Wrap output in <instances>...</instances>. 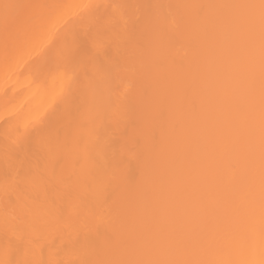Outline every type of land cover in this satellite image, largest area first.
<instances>
[{"label": "bare ground", "instance_id": "6f19581e", "mask_svg": "<svg viewBox=\"0 0 264 264\" xmlns=\"http://www.w3.org/2000/svg\"><path fill=\"white\" fill-rule=\"evenodd\" d=\"M260 3L0 0V264L264 260Z\"/></svg>", "mask_w": 264, "mask_h": 264}, {"label": "snow or ice", "instance_id": "6c2138e0", "mask_svg": "<svg viewBox=\"0 0 264 264\" xmlns=\"http://www.w3.org/2000/svg\"><path fill=\"white\" fill-rule=\"evenodd\" d=\"M25 6L15 5V4H4V18L6 22L9 21H17L19 19V9ZM244 7H255V6H244ZM260 13H261V21L264 24V0H261L259 5ZM260 264H264V260L260 262Z\"/></svg>", "mask_w": 264, "mask_h": 264}]
</instances>
